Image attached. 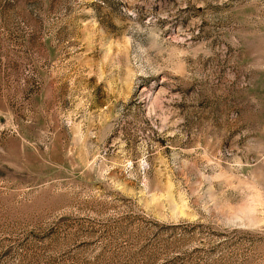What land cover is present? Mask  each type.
Wrapping results in <instances>:
<instances>
[{
    "label": "rangeland",
    "instance_id": "374dc122",
    "mask_svg": "<svg viewBox=\"0 0 264 264\" xmlns=\"http://www.w3.org/2000/svg\"><path fill=\"white\" fill-rule=\"evenodd\" d=\"M0 264H264V0H0Z\"/></svg>",
    "mask_w": 264,
    "mask_h": 264
}]
</instances>
